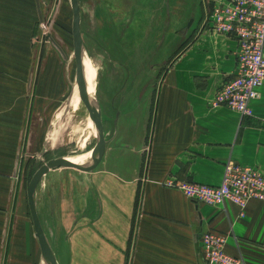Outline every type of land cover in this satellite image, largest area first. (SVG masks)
<instances>
[{"label": "crops", "instance_id": "1", "mask_svg": "<svg viewBox=\"0 0 264 264\" xmlns=\"http://www.w3.org/2000/svg\"><path fill=\"white\" fill-rule=\"evenodd\" d=\"M53 1L0 3L12 11L31 9L40 21ZM216 1L200 0L191 10L188 25L194 33L174 39L170 65L155 83L147 79L153 72L142 69L136 83H125L101 157L103 171L92 176L88 187L80 186L79 195L88 194L58 225L60 237L52 247L58 264H206L200 253L206 230L222 234L225 251L243 264H264V199L249 200L241 216L234 203L196 202L164 184L174 178L217 185L228 160L264 176V82L249 117L212 103L221 80L234 68L236 47L232 37L207 29L205 20ZM0 26L22 25L14 19ZM6 38L12 43L14 34ZM94 71L98 83L101 76ZM19 76L0 69V264H30L36 257L24 164L35 145L36 99L22 96L29 77L25 86Z\"/></svg>", "mask_w": 264, "mask_h": 264}, {"label": "rangeland", "instance_id": "2", "mask_svg": "<svg viewBox=\"0 0 264 264\" xmlns=\"http://www.w3.org/2000/svg\"><path fill=\"white\" fill-rule=\"evenodd\" d=\"M198 3L200 0H79L83 49L101 76L95 98L106 141L114 128V114L121 110L125 83H136L140 69L142 73L153 72L154 76L147 77L148 82L155 83L159 79L162 70L170 65L167 57L171 58L176 47L172 46L174 39H188L193 35L188 25L191 18H188L192 9H198ZM12 10L9 5L4 7L0 3V21L16 19L22 25L20 29L0 26V69L22 73L19 77L25 86L29 77V90L22 92V96L36 99L35 145L30 148L32 157L24 159L28 169L27 185L33 173L47 160L91 152L96 134L87 76V93L78 81L70 0H54L48 14L40 21L26 7ZM181 13L186 15L180 23ZM47 33L59 42L60 45L56 44L60 50L52 46ZM8 34H14L12 43L6 38ZM25 35L26 42L22 41ZM131 72L137 76L129 77ZM102 163L100 158L88 171L62 166L51 168L37 185L35 206L51 248L56 247L60 237L57 229L62 215L74 213L81 196L88 194L84 190V195H79L80 186L86 188L91 184L92 176L103 171ZM27 217L31 228L28 203ZM35 254L30 264H45L37 239Z\"/></svg>", "mask_w": 264, "mask_h": 264}, {"label": "built area", "instance_id": "3", "mask_svg": "<svg viewBox=\"0 0 264 264\" xmlns=\"http://www.w3.org/2000/svg\"><path fill=\"white\" fill-rule=\"evenodd\" d=\"M213 34L232 37L236 42L233 70L221 80L212 103L252 115L251 102L259 97L264 82V0H218L206 17ZM164 184L176 188L187 198L220 206L229 201L242 216L251 199H264V176L256 168L228 160L217 185L169 178ZM225 237L206 230L200 236V253L206 264H243L241 257L224 249Z\"/></svg>", "mask_w": 264, "mask_h": 264}, {"label": "water", "instance_id": "4", "mask_svg": "<svg viewBox=\"0 0 264 264\" xmlns=\"http://www.w3.org/2000/svg\"><path fill=\"white\" fill-rule=\"evenodd\" d=\"M70 3L72 7L71 32H72V38H73L74 55L77 60L78 81L83 91L87 93V84L85 80L83 61H82L84 49H83L80 28H79V22H80L79 21V17H80L79 3H78V0H70ZM46 38L52 41L54 45L58 47L49 33L46 34ZM58 49L60 50L59 47ZM89 102H90L91 110L93 113V124H94L95 132H96V135H95L96 142L90 150L91 153H90L89 160L86 163L77 164V163L72 162L71 160H69L68 158L64 156H59L56 158L49 159L44 164L40 165L37 168V170L33 173L31 178L29 179V182L26 187L27 201H28V206L30 210L33 228H34V234L38 241L41 254L45 258V260L48 261L49 264H57V261H56L54 252L43 231L40 219L38 217V214L35 208V202H34L35 189L37 185L39 184V182L41 181L42 177L51 168L62 166V167L74 168L80 171H88L92 169L102 157L105 151L106 140L103 134V127H102V123L100 119V109H99V105L96 101L95 96L93 97V99H89Z\"/></svg>", "mask_w": 264, "mask_h": 264}, {"label": "bare ground", "instance_id": "5", "mask_svg": "<svg viewBox=\"0 0 264 264\" xmlns=\"http://www.w3.org/2000/svg\"><path fill=\"white\" fill-rule=\"evenodd\" d=\"M82 61H83L84 74L87 76V79H88L89 99H93V97L95 96V93H96L97 80H96V74H95L94 68L92 66V63H91L89 57L88 58L86 57L85 50H83ZM89 104H90V102H89ZM90 109H91V106H90ZM91 116H92V120H93L92 110H91ZM95 134H96V132H95ZM90 153L91 152L86 153V154H82V155H78V156H72L70 158L66 157V158H68L69 160H71L74 163L83 164L89 160ZM43 178L44 177H42V179ZM40 182H39V184H40ZM44 261H45V264H49L48 261L45 260V258H44Z\"/></svg>", "mask_w": 264, "mask_h": 264}]
</instances>
